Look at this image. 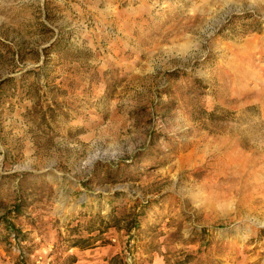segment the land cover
Instances as JSON below:
<instances>
[{"label":"rangeland","instance_id":"1","mask_svg":"<svg viewBox=\"0 0 264 264\" xmlns=\"http://www.w3.org/2000/svg\"><path fill=\"white\" fill-rule=\"evenodd\" d=\"M230 1L0 0V264H264V0Z\"/></svg>","mask_w":264,"mask_h":264},{"label":"trees","instance_id":"2","mask_svg":"<svg viewBox=\"0 0 264 264\" xmlns=\"http://www.w3.org/2000/svg\"><path fill=\"white\" fill-rule=\"evenodd\" d=\"M114 263H118V264H128L127 262H125L124 258L120 255H116L114 256L110 261L109 264H114Z\"/></svg>","mask_w":264,"mask_h":264},{"label":"bare ground","instance_id":"3","mask_svg":"<svg viewBox=\"0 0 264 264\" xmlns=\"http://www.w3.org/2000/svg\"><path fill=\"white\" fill-rule=\"evenodd\" d=\"M219 1V0H218ZM230 1V0H229ZM216 2V1H215ZM228 2V1H227ZM227 2H225V3H227ZM231 2V1H230ZM236 2V1H235ZM253 3V2H252ZM229 4V3H228ZM225 6V5H224ZM241 6V5H240ZM211 7V6H210ZM237 7V6H236ZM155 8V7H154ZM235 9V8H234ZM209 11H211V10H209ZM161 15V14H160ZM131 18V17H130ZM127 20H128V18H127ZM179 20V19H178ZM185 25V24H184ZM125 34V33H124ZM186 40H188V39H186ZM189 40H191V39H189ZM245 71V70H244ZM247 72V71H246ZM232 126V125H231ZM236 126V125H235ZM232 137V136H231ZM240 140V139H239ZM239 140H236V141H239ZM254 141V140H253ZM263 141V140H262ZM256 142V141H255ZM229 143V142H228ZM236 143V142H235ZM232 144V143H231ZM250 144V143H249ZM258 144V143H257ZM231 146V145H230ZM233 146H234V144H233ZM251 146V145H250ZM261 150V149H260ZM262 223V222H261Z\"/></svg>","mask_w":264,"mask_h":264}]
</instances>
